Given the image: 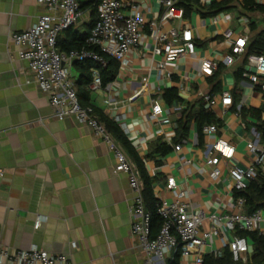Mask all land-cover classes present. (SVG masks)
I'll return each instance as SVG.
<instances>
[{"label":"crops","instance_id":"crops-1","mask_svg":"<svg viewBox=\"0 0 264 264\" xmlns=\"http://www.w3.org/2000/svg\"><path fill=\"white\" fill-rule=\"evenodd\" d=\"M223 1L208 0L206 7ZM255 1L264 5V0ZM239 2L236 12L206 18L193 12L186 18V25L197 37V55L178 62L173 80L158 79L154 68L158 58H142L134 52L130 72L114 86L118 93L114 97L118 102L116 107L105 104L104 91L89 89L94 106L119 126L128 127V140L142 159L148 176L154 179L152 188L157 201H172L173 194L167 189V183L174 176L178 186L187 192L192 211L225 214L232 201L229 168L233 165L247 168L254 161V155L246 147L252 131L257 130V121L250 116H237L233 107L227 115H222L220 103L217 117L221 124L217 134L203 133L201 139L193 122L180 153L173 150L164 158H148L156 141L166 142L159 126L147 118L152 94L157 95L165 115L175 123L179 116L172 110L174 104H166L164 92L179 91L178 82L185 78L189 89L185 100H198L199 92L211 91L212 76L198 75L201 61L220 59L228 52L223 35L229 32L245 35L249 44L264 31V13L244 10L242 0ZM44 12L37 0H0V170L4 172L0 179V248L20 251L37 247L51 254L66 255L72 264H146L147 256L131 231L133 195L128 177L115 173L113 153L90 128L74 118L56 119L47 94L38 87L28 63L19 57L12 43V35L32 28ZM160 12V6L152 0L147 18H157ZM82 13L72 30L88 33L92 14L89 10ZM170 25L180 26L177 21ZM244 61L245 55L232 68H223L220 76L223 93L233 94L237 86L235 74ZM81 73L74 63L71 76L76 83ZM144 77L149 79L146 85L142 82ZM142 89L143 94L129 100ZM238 96V110L264 107V94L248 83L239 84ZM261 119L264 122V114ZM164 131L169 133L172 129ZM217 140L233 146L235 154L232 159L221 162L223 174L220 182L214 183L206 156L208 147ZM182 158L191 159L193 165L182 166ZM38 218L44 221L35 228ZM261 234L264 235V222ZM221 249L218 240L206 249V254ZM175 255L169 256L165 264ZM188 263L180 258V264Z\"/></svg>","mask_w":264,"mask_h":264},{"label":"built area","instance_id":"built-area-1","mask_svg":"<svg viewBox=\"0 0 264 264\" xmlns=\"http://www.w3.org/2000/svg\"><path fill=\"white\" fill-rule=\"evenodd\" d=\"M161 12L154 19L147 18L151 12L152 0H98L97 18L83 48L70 52L58 50V39L62 33L75 27L81 20L83 13L77 0H37L45 12L38 18L36 24L29 30L12 35L11 40L18 49L19 57L26 61L34 75L38 87L47 94L55 109V117L59 121L74 118L79 124L90 128L113 153L116 165L115 173L128 177L132 191L131 231L147 256L146 264H165L167 258L180 251V256L188 264H203L207 248H212L219 240L222 249L211 254L220 257L228 249L236 263L249 264L251 260V243L240 232L260 233L264 222V210L254 214L246 212L245 197L235 198V192H243L249 183L257 178L261 171L264 174V141L258 130L252 131V138L247 143V151L254 155V161L242 168L233 165L229 168L232 180V201L229 211L194 212L188 204V194L182 190L174 176L168 178L167 189L173 194L172 201L160 200L157 204V215L161 219V228L155 233L152 228V214L147 210L144 198V183L136 164L126 155L120 144L112 137L99 122L98 116L91 107H84L80 103L78 93L71 76V67L77 62L92 61L101 67L108 65V58L115 60L118 74L115 81L106 87L97 70H93V82L89 86L92 92L104 91L107 94L105 104L109 108L118 105L115 100L117 91L115 83L124 78L131 70L132 53L137 52L142 58L147 56L158 58L154 68L158 72V79L173 80L177 75L178 62L197 55V37L193 29L186 25L185 12L179 7L180 0H155ZM206 6L208 0H199ZM173 21L179 27H172ZM182 25H185L182 27ZM224 46L228 52L220 59H203L199 76L213 77L221 68H232L237 59L247 51L248 38L245 35H235L231 32L224 35ZM243 83H248L254 90L264 94V55L252 54L241 76ZM187 79L178 82V95L183 103L172 106L175 114L181 117L188 102L189 93ZM142 82L149 83L148 77ZM143 89L134 94L129 100L143 94ZM151 112L148 121L159 126V133L166 137V142L172 145L176 153H180L186 140L173 145L176 137V125L164 113V107L156 94H152ZM198 99L205 103V109L217 116L219 103L222 105L220 114L227 115L234 105L233 95L225 92L211 95L198 93ZM240 109V108H239ZM240 117L239 111L235 113ZM120 128L127 136L128 127L121 124ZM165 128L172 129L166 132ZM219 127L209 125L204 127L207 136L217 134ZM128 138V137H127ZM206 165L211 169L210 178L219 183L222 177L221 162L234 157L235 148L222 141H215L208 147ZM182 166L189 167L193 161L181 159ZM4 172L0 170V179ZM44 220L38 218L35 228H39ZM75 246V245H74ZM0 264H72L66 255L48 253L37 247L29 250H10L0 248Z\"/></svg>","mask_w":264,"mask_h":264},{"label":"trees","instance_id":"trees-1","mask_svg":"<svg viewBox=\"0 0 264 264\" xmlns=\"http://www.w3.org/2000/svg\"><path fill=\"white\" fill-rule=\"evenodd\" d=\"M80 6V10L86 11L89 10L92 14L90 21V31L93 28L96 18H97V6L98 0H77ZM243 9L249 12L260 11L264 13V5H259L255 0H242ZM179 7H182L185 12V17L189 18L193 12H197L202 17H216L217 15L230 12L233 9L240 6L239 0H225L221 3H213L211 6L206 7L202 6L199 3V0H180ZM74 28V27H73ZM70 28L64 33H62L58 39V50L60 52H70L72 50H77L85 46V42L89 36V33L74 32ZM66 36L62 37L63 34ZM252 54L264 55V31L259 33L247 46V51L245 54L244 64L246 65L248 57ZM108 65L106 67H101L92 61L86 62H77L76 67L81 70V76L78 83L74 80V84L78 93L80 103L84 107H91L95 114L98 116L99 122L106 128V130L112 135V137L120 144L125 153L128 154L129 158L136 164L138 167L141 178L144 183V198L146 202L147 210L152 214V228L155 233H157L161 228V219L157 215V204L153 192L154 179H151L144 167L142 159L138 156L134 148L131 146L130 141L127 136L124 134L120 126L110 119V117L100 108H97L92 104L91 92L89 91V86L93 82L92 72L97 70L101 81L102 86L106 87L107 85L113 83L117 77L119 65L118 63L108 58ZM243 64V65H244ZM242 67L236 72V83L237 86L233 91V111L240 113L243 118L248 116L255 119L257 122V130L260 133L262 140L264 141V122L262 121V115L264 114V107L261 109H247L241 107L239 110L238 105L240 98L239 94V84L242 82L241 76L243 73L244 67ZM223 68L215 73V75L210 79L209 83L211 86V95L222 94V87L220 76L222 74ZM77 84H79L78 87ZM84 85V87H82ZM163 99L165 100L168 106H172L176 103H183V100L179 97L178 91L176 89L166 90L163 94ZM186 109L182 112L181 117H179L176 122V137L173 140V145L180 143L182 140H186L189 136L190 125L195 123L198 128V133L200 138H203V129L209 125L220 126L221 120L212 112H209L205 109V103L202 99H198L194 102H187ZM173 147L163 140H158L152 146V150L148 155L149 159H156L157 157H167L172 153ZM235 198L245 197L247 200L246 203V212L248 214H254L259 210H264V174L259 171L257 178L251 181L247 189L243 192H235ZM241 237H246L250 240L252 247V255L249 264H264V235L256 233H246L240 232L238 234ZM180 251H178L173 260L169 264H180ZM203 264H242L234 262L231 253L228 249H225L222 252L220 257H216L214 254H207L204 257Z\"/></svg>","mask_w":264,"mask_h":264},{"label":"rangeland","instance_id":"rangeland-1","mask_svg":"<svg viewBox=\"0 0 264 264\" xmlns=\"http://www.w3.org/2000/svg\"><path fill=\"white\" fill-rule=\"evenodd\" d=\"M231 12H236V9L231 10Z\"/></svg>","mask_w":264,"mask_h":264}]
</instances>
